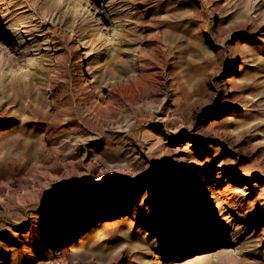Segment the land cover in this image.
<instances>
[{"label": "rangeland", "instance_id": "obj_1", "mask_svg": "<svg viewBox=\"0 0 264 264\" xmlns=\"http://www.w3.org/2000/svg\"><path fill=\"white\" fill-rule=\"evenodd\" d=\"M0 264H264V0H0Z\"/></svg>", "mask_w": 264, "mask_h": 264}, {"label": "bare ground", "instance_id": "obj_2", "mask_svg": "<svg viewBox=\"0 0 264 264\" xmlns=\"http://www.w3.org/2000/svg\"><path fill=\"white\" fill-rule=\"evenodd\" d=\"M105 224H100V226L99 227H103Z\"/></svg>", "mask_w": 264, "mask_h": 264}]
</instances>
